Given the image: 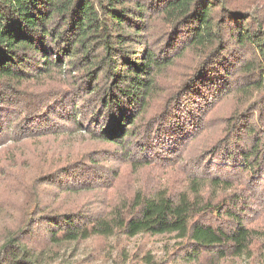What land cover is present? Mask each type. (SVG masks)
<instances>
[{
  "label": "trees",
  "instance_id": "obj_1",
  "mask_svg": "<svg viewBox=\"0 0 264 264\" xmlns=\"http://www.w3.org/2000/svg\"><path fill=\"white\" fill-rule=\"evenodd\" d=\"M162 235L264 256V0H0V264Z\"/></svg>",
  "mask_w": 264,
  "mask_h": 264
},
{
  "label": "rangeland",
  "instance_id": "obj_2",
  "mask_svg": "<svg viewBox=\"0 0 264 264\" xmlns=\"http://www.w3.org/2000/svg\"><path fill=\"white\" fill-rule=\"evenodd\" d=\"M111 164L113 166L116 163ZM123 172L118 182L119 187L123 181H129V175L123 176ZM173 237L174 235L138 236L128 240L115 237L104 249L93 240L72 242L44 253L42 259L45 263L51 264H144V256L149 254L150 257L146 261L151 259L158 262L165 259L170 246L175 244ZM256 255L244 257L235 263L224 264H264V256Z\"/></svg>",
  "mask_w": 264,
  "mask_h": 264
}]
</instances>
